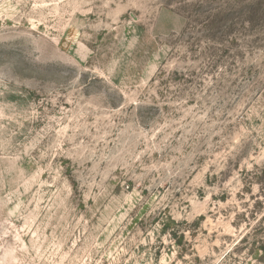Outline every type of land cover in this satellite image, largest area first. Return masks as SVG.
I'll use <instances>...</instances> for the list:
<instances>
[{
	"label": "rangeland",
	"instance_id": "obj_1",
	"mask_svg": "<svg viewBox=\"0 0 264 264\" xmlns=\"http://www.w3.org/2000/svg\"><path fill=\"white\" fill-rule=\"evenodd\" d=\"M0 264H264V0H0Z\"/></svg>",
	"mask_w": 264,
	"mask_h": 264
}]
</instances>
